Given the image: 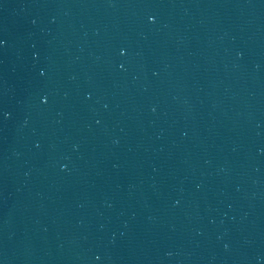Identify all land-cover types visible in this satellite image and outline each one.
Listing matches in <instances>:
<instances>
[{"label": "water", "instance_id": "95a60500", "mask_svg": "<svg viewBox=\"0 0 264 264\" xmlns=\"http://www.w3.org/2000/svg\"><path fill=\"white\" fill-rule=\"evenodd\" d=\"M0 41V264H264V0H0Z\"/></svg>", "mask_w": 264, "mask_h": 264}, {"label": "clouds", "instance_id": "9594fccd", "mask_svg": "<svg viewBox=\"0 0 264 264\" xmlns=\"http://www.w3.org/2000/svg\"><path fill=\"white\" fill-rule=\"evenodd\" d=\"M149 20H152V17H149ZM0 44H2V42H0ZM123 49H121V54H123ZM61 167H64L63 165Z\"/></svg>", "mask_w": 264, "mask_h": 264}, {"label": "snow or ice", "instance_id": "6c2138e0", "mask_svg": "<svg viewBox=\"0 0 264 264\" xmlns=\"http://www.w3.org/2000/svg\"><path fill=\"white\" fill-rule=\"evenodd\" d=\"M153 19V18H152ZM0 42H2L3 43V41H0Z\"/></svg>", "mask_w": 264, "mask_h": 264}]
</instances>
